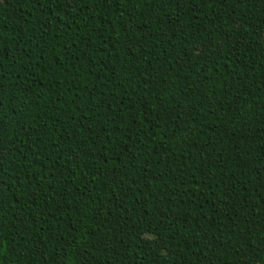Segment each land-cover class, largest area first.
Wrapping results in <instances>:
<instances>
[{"label": "trees", "instance_id": "1", "mask_svg": "<svg viewBox=\"0 0 264 264\" xmlns=\"http://www.w3.org/2000/svg\"><path fill=\"white\" fill-rule=\"evenodd\" d=\"M0 264H264V0H0Z\"/></svg>", "mask_w": 264, "mask_h": 264}]
</instances>
